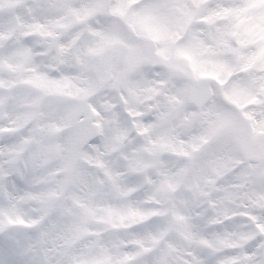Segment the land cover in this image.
<instances>
[{
	"label": "snow or ice",
	"instance_id": "6c2138e0",
	"mask_svg": "<svg viewBox=\"0 0 264 264\" xmlns=\"http://www.w3.org/2000/svg\"><path fill=\"white\" fill-rule=\"evenodd\" d=\"M0 264H264V0H0Z\"/></svg>",
	"mask_w": 264,
	"mask_h": 264
}]
</instances>
